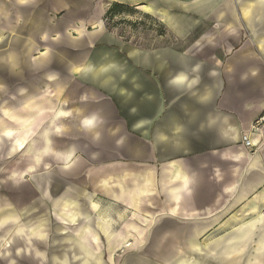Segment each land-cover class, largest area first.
Returning <instances> with one entry per match:
<instances>
[{"label": "crops", "instance_id": "0c3cea01", "mask_svg": "<svg viewBox=\"0 0 264 264\" xmlns=\"http://www.w3.org/2000/svg\"><path fill=\"white\" fill-rule=\"evenodd\" d=\"M169 1L141 3L144 15L140 16L152 21L180 20L175 19ZM237 5V0L199 1L195 18L218 23L223 29L219 38L197 52L181 54L182 59L166 48L149 58L127 51L128 57L105 61L103 84L116 81L115 92L100 87L92 74L96 68L93 45L104 31L105 9L98 1L0 0V84L6 89L0 91V116L8 121L17 117L15 122L22 117V126L28 127L22 134H27L26 145L31 144L17 149V143L0 129V162L3 153L23 155L22 169L2 177L7 188L10 185L12 191L13 182L25 181L52 164L51 177L39 175L40 197L45 199L46 180H54L59 196L71 198L63 193L65 188L98 192L132 213L134 194L139 198L138 211L152 218L151 225L157 214L192 223L213 220L236 207L241 196L259 190L264 186V124L259 133L251 132L264 115V51L256 47L246 23L243 36ZM147 7L149 11L144 10ZM193 79L198 83L194 85ZM49 98L54 101V113L44 109L31 129L27 113L43 108ZM21 104L22 114L17 115ZM62 106L69 114L56 118ZM47 129L49 143L42 136ZM243 134H252L260 154L249 153ZM243 150L246 156L239 160ZM249 173L261 174L262 179L244 183ZM90 205L86 213L92 217L95 207ZM6 206L20 208L13 203ZM105 208L112 216L113 233L121 222L109 206ZM6 214L0 215L1 228L9 226H2ZM63 221L69 227L77 225L76 218ZM95 223L96 232L108 244L111 234ZM207 228L188 244L200 245ZM84 238L90 245L95 243L94 237L89 242L90 233ZM73 241L88 249L89 244L77 235ZM178 255L175 264L186 261L189 253ZM202 255L196 257L198 262L188 259V264H200Z\"/></svg>", "mask_w": 264, "mask_h": 264}, {"label": "rangeland", "instance_id": "374dc122", "mask_svg": "<svg viewBox=\"0 0 264 264\" xmlns=\"http://www.w3.org/2000/svg\"><path fill=\"white\" fill-rule=\"evenodd\" d=\"M96 1L105 9V14L103 16V35L97 38L93 45L96 68L92 74L100 87L103 89L106 87L115 90V92L116 81H111V84H103L105 61L123 59L127 51L145 53L149 58L148 56L151 54L155 55L161 49L166 48L175 52V58L182 59L181 54L197 52L200 46L207 45L219 38L223 29L218 23L195 18V13H198V2L201 0H170L169 3H172L169 5L170 10H172L175 19L176 17L180 19L171 21H152L140 16V14L144 15L140 9L143 6L141 3L149 2V0H122V3H118V0ZM237 1L243 36L246 34V23L250 28L249 31L251 30L250 33L253 34L256 47L264 51V0ZM144 10L149 11L150 8L147 7ZM188 16L191 17V20L187 19ZM141 17L143 19H140ZM96 28L95 26L90 27L89 30ZM182 32H185L184 35L181 34ZM106 36L109 38L105 39ZM126 57L128 56L126 55ZM80 74L81 70H79ZM84 87L86 90L88 86ZM45 102L43 108L27 113L28 119H30L27 124L31 129L37 123L38 115L44 109L48 113H53V99L49 98ZM21 107L22 104L18 106V110H15L17 115L22 114ZM21 118H19L20 121L15 122L18 120L17 117L14 118V121L11 119L8 121L5 117L0 116V129L4 135L13 139L14 144L24 133L23 130L28 128L22 126ZM22 122H25V119ZM8 130H12V132L9 133ZM28 133L30 135L31 131ZM248 151L251 155H256L260 154L261 148L254 152ZM2 156L0 162V215L4 211L7 213L8 218L2 222V226H9L7 228L0 227V264H12V262L15 264H89L90 262V264H112L109 261L106 239L100 236L94 228L97 215L93 214L91 217L86 211L89 206L92 207L90 205L92 199H101L102 205L109 206L112 215L118 219L117 211L124 209L125 212L126 206L122 207V204L110 202L98 192L86 194L65 188L70 193L68 190L63 193L70 194L71 198L59 196L60 192H55L54 189V180H46L45 199L40 197L38 195L41 183L38 180L39 175L46 173L51 177L54 169L52 164L45 171L33 172L25 181L13 182L11 191L9 190L11 186L9 185L8 189L2 177L7 172L22 169L24 166L22 164L23 155L22 152H14L11 156H6L4 153ZM49 162L52 163L50 160ZM260 175L246 174L243 177V182L247 184L259 182L260 178L262 179ZM263 193L264 186L259 190H253L250 195L241 196L237 206L229 212L213 220L199 223H192L193 220L183 218L176 221L169 219L165 214H157L144 241L140 245L133 246L132 249L125 248L118 252L114 264H175V260L179 257L178 252L182 251L189 255L184 256L186 261L178 262L179 264H188L190 262H187L188 259H194L191 263L197 261L198 254H203L199 257L202 258L199 261L200 264H264V201L261 199ZM256 199L262 206L254 211L250 209V205ZM56 200L57 203H55ZM11 203L20 208L6 206ZM73 208L78 211L70 212ZM128 213L130 216L132 215V213ZM69 217L76 218V226L69 227L63 221ZM89 219L88 225L91 228L86 224ZM121 227L120 224L119 229ZM204 227L209 228L205 230V239L200 240L202 243L200 245L188 244V241ZM89 233L92 237L89 242L93 241V237L95 240V243L91 245L86 243L87 239L84 238V236L88 238ZM76 235L83 243L89 244L87 245L88 249L85 245H78L73 241V237Z\"/></svg>", "mask_w": 264, "mask_h": 264}, {"label": "bare ground", "instance_id": "6f19581e", "mask_svg": "<svg viewBox=\"0 0 264 264\" xmlns=\"http://www.w3.org/2000/svg\"><path fill=\"white\" fill-rule=\"evenodd\" d=\"M50 110V109H49ZM41 112V111H40ZM52 112V111H51ZM54 113V112H53ZM38 114V113H37ZM69 112L65 110L62 106L60 111L57 114V117L60 116H68ZM35 116V115H34ZM74 116V115H73ZM22 127V126H21ZM60 131V129L57 127V131ZM58 131V132H59ZM252 133V132H251ZM68 134V133H67ZM42 136L45 137V140L47 143L50 142V131L47 129L42 133ZM53 137V136H52ZM51 137V138H52ZM55 138V137H54ZM28 142L27 134H22L20 138L17 140V146L18 148H26L28 145L29 147L31 144L26 145ZM255 145V143L253 142ZM26 146V147H25ZM49 147V146H48ZM48 147L46 148L48 150ZM27 150V149H26ZM40 150V149H39ZM25 151V150H24ZM46 151V150H45ZM50 152V151H49ZM48 152V153H49ZM55 152V151H54ZM52 153V152H51ZM54 154V153H53ZM72 155L69 154L68 158H70ZM246 152L243 150L239 152L237 158L241 160V158H245ZM39 159V158H38ZM26 172V171H25ZM32 172V171H31ZM16 173V172H15ZM26 174V173H25ZM120 187H123L122 184H120ZM264 194V193H263ZM262 201H264V195H261ZM132 205L135 207L136 210L132 212V215L128 213V211H117L118 219L121 222L122 227L112 233V216L109 214L108 210L102 205L101 199L93 200L92 204L95 207V214L97 215V223L102 228L104 232L107 234H111V237L107 244V252L109 255V261L114 264V260L116 258V254L120 252L121 250L125 248L132 249L133 246L138 245L140 242H142L145 238L146 232L149 230L151 224H152V218L149 216L143 215L138 211L139 206V198L132 195ZM258 199V197H257ZM253 201L252 205H250L251 210H258L260 206H262L258 201ZM115 203V202H114ZM90 208V207H89ZM105 208V211L104 209ZM89 210V209H88ZM87 210V211H88ZM132 210V209H131ZM13 211V210H12ZM176 211V210H175ZM174 212V211H173ZM91 213V212H90ZM175 214V213H174ZM236 218V217H235ZM114 221V220H113ZM226 225V224H225ZM225 228V227H224ZM22 234V233H21ZM19 235V234H18ZM132 239L131 241H129ZM135 242V243H133ZM28 251V250H27ZM91 263V262H90ZM89 263V264H90Z\"/></svg>", "mask_w": 264, "mask_h": 264}, {"label": "built area", "instance_id": "2783aa9c", "mask_svg": "<svg viewBox=\"0 0 264 264\" xmlns=\"http://www.w3.org/2000/svg\"><path fill=\"white\" fill-rule=\"evenodd\" d=\"M264 124V115L255 123V125L253 126L252 129V134L253 133H259L260 128L263 126ZM252 134L249 135H244L242 136V143L243 145L250 151L254 152L255 150H257V146H255L251 140V136Z\"/></svg>", "mask_w": 264, "mask_h": 264}, {"label": "clouds", "instance_id": "9594fccd", "mask_svg": "<svg viewBox=\"0 0 264 264\" xmlns=\"http://www.w3.org/2000/svg\"><path fill=\"white\" fill-rule=\"evenodd\" d=\"M23 2L24 3H30V2H33V0H23ZM170 83L172 85H174L176 83V77L174 79H172L170 81ZM192 83L195 85V84L198 83V80L193 79ZM2 90H6V89H5V86L4 85L0 84V91H2ZM12 264H15V262H12Z\"/></svg>", "mask_w": 264, "mask_h": 264}, {"label": "snow or ice", "instance_id": "6c2138e0", "mask_svg": "<svg viewBox=\"0 0 264 264\" xmlns=\"http://www.w3.org/2000/svg\"><path fill=\"white\" fill-rule=\"evenodd\" d=\"M77 71L79 72V69H77ZM88 124H91V121H87ZM59 131V130H58Z\"/></svg>", "mask_w": 264, "mask_h": 264}]
</instances>
